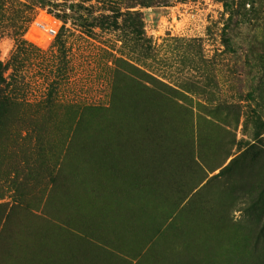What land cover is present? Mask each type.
<instances>
[{
  "label": "rangeland",
  "instance_id": "rangeland-1",
  "mask_svg": "<svg viewBox=\"0 0 264 264\" xmlns=\"http://www.w3.org/2000/svg\"><path fill=\"white\" fill-rule=\"evenodd\" d=\"M19 1L23 97L56 101L0 131V264H264V0Z\"/></svg>",
  "mask_w": 264,
  "mask_h": 264
},
{
  "label": "trees",
  "instance_id": "trees-1",
  "mask_svg": "<svg viewBox=\"0 0 264 264\" xmlns=\"http://www.w3.org/2000/svg\"><path fill=\"white\" fill-rule=\"evenodd\" d=\"M155 1L157 4H165L162 2L163 0ZM140 2L141 3H138L139 6L144 8L148 7L145 2ZM11 6L26 8V4L19 0H0V27L5 30H11V36L15 42L14 53L10 56L8 61L6 63L0 61V131L5 127L7 123H9L10 121L12 122V120H14L15 118H18V120L23 119V114H25L26 112L30 113V115L28 116L30 121L38 120V116H40L41 112L44 113V111H49L50 106H53V103H55L56 101L54 92L55 90L52 88L47 91L44 99L36 103H29L23 97L25 77L22 73V69L25 68V62L28 59V54H26L27 50L25 48L27 43L23 41L21 37L24 33V30L26 28L25 26L28 21L26 23L25 20H17L16 18L9 17L8 11L9 7ZM130 8L133 7H126L125 13L122 14L123 18L121 26H126L129 21H136L138 24L142 25L141 13L137 11H130ZM84 10L87 12L86 9ZM109 19L111 20V18H109L108 16H100L97 18H92V23H96L98 26L104 27L106 26V22L109 21ZM116 19L117 17H114V19L110 21V27L112 29H116L119 27ZM225 42V45H228V40H226ZM55 46H59L61 49L63 48L60 37L56 38ZM138 47L141 54L146 52L144 43H141ZM115 66L119 69V71L116 72L119 81L128 80L131 79V77L138 79V76L141 75V77H143L144 79L155 81L169 89L167 85L152 77L151 75L140 69V67L128 61V59H125L123 62L117 59L115 62ZM127 69L129 70V73L127 72ZM118 80L116 82H118ZM69 105L70 107L75 108V115H77V118H79L84 113V111L88 110L90 107L75 104ZM12 149V147L7 146L5 148H2L1 150L3 152H8L9 150L12 151ZM35 150L39 151L42 149L41 147L37 146L36 148H33V151Z\"/></svg>",
  "mask_w": 264,
  "mask_h": 264
},
{
  "label": "built area",
  "instance_id": "built-area-1",
  "mask_svg": "<svg viewBox=\"0 0 264 264\" xmlns=\"http://www.w3.org/2000/svg\"><path fill=\"white\" fill-rule=\"evenodd\" d=\"M47 33L49 34V35H54V30L53 29H49V30H47Z\"/></svg>",
  "mask_w": 264,
  "mask_h": 264
}]
</instances>
